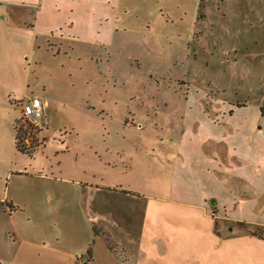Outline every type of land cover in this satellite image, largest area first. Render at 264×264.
Returning a JSON list of instances; mask_svg holds the SVG:
<instances>
[{
  "label": "rangeland",
  "instance_id": "374dc122",
  "mask_svg": "<svg viewBox=\"0 0 264 264\" xmlns=\"http://www.w3.org/2000/svg\"><path fill=\"white\" fill-rule=\"evenodd\" d=\"M115 14L105 51L27 27L0 35L2 264L19 245L25 264H76L70 254L86 257L93 241V264H167L158 247L171 231L190 245L214 240L195 231L213 218L176 216L184 102L202 93L224 112L264 115V0H120ZM33 97L43 129L27 155L13 124L16 104ZM217 182V197L257 200L264 215V194L228 175Z\"/></svg>",
  "mask_w": 264,
  "mask_h": 264
},
{
  "label": "crops",
  "instance_id": "0c3cea01",
  "mask_svg": "<svg viewBox=\"0 0 264 264\" xmlns=\"http://www.w3.org/2000/svg\"><path fill=\"white\" fill-rule=\"evenodd\" d=\"M119 3L120 0H0V35L24 31L27 27L35 39L44 34V38L50 37V42L57 38L81 41L105 51L121 28H116L115 21ZM184 103L187 108L184 105L183 129L178 135L175 158V164L180 167L174 173L176 192L172 191L183 208L176 211V216L213 218L216 224L198 226L195 231L201 237L209 236L214 240L208 247L200 246L199 242L190 245L177 228L171 231L173 240L163 242L158 250L167 258V264H264V241L238 227V223L263 225L255 220L264 216H260L262 212L253 211L257 200L235 201L222 195L217 197L212 191L218 178L228 175L253 188L257 195L264 194V130L258 126L264 115L224 112L223 106L217 107V102L208 101L202 93ZM7 109V103L0 98L2 126L9 122V115H4ZM100 111L105 113L103 109ZM128 114L133 115V112L127 110ZM40 129L39 133L43 129L41 121ZM120 154L125 160L130 159L128 151ZM211 199L215 200L213 205ZM94 216L100 218V212L95 211ZM95 224L107 229L103 221ZM93 242L88 249H93ZM38 247L44 249L46 245L42 243ZM90 252L80 258L70 254V262L93 264L94 256ZM25 262L24 250L19 245L10 262L5 264Z\"/></svg>",
  "mask_w": 264,
  "mask_h": 264
},
{
  "label": "trees",
  "instance_id": "16d2710c",
  "mask_svg": "<svg viewBox=\"0 0 264 264\" xmlns=\"http://www.w3.org/2000/svg\"><path fill=\"white\" fill-rule=\"evenodd\" d=\"M16 106H19V103L16 104ZM25 128V133L22 134V129ZM13 129L15 131V147L16 151L21 154H27L30 155L34 149H36L40 143L38 142V139H36V135L39 133L38 131H34L32 127H30L27 123H23L21 117L16 119L13 124ZM27 136L29 139V142L27 145H24L23 141L25 138L24 136ZM238 227L241 230L247 231L250 236H253L259 240L264 241V227L261 226H253L248 225L244 223H238ZM93 228V234L95 235L96 231ZM91 249V248H90ZM90 249L88 252H90Z\"/></svg>",
  "mask_w": 264,
  "mask_h": 264
},
{
  "label": "built area",
  "instance_id": "2783aa9c",
  "mask_svg": "<svg viewBox=\"0 0 264 264\" xmlns=\"http://www.w3.org/2000/svg\"><path fill=\"white\" fill-rule=\"evenodd\" d=\"M18 107L20 108L22 122L25 124L27 123L30 127H32L34 131L39 132V130H41L40 120L42 114V106L40 100L36 97H33L21 102ZM25 130V128L22 129V134L25 133ZM23 136V138H25L23 143L24 145H27L29 139L27 138V136Z\"/></svg>",
  "mask_w": 264,
  "mask_h": 264
},
{
  "label": "water",
  "instance_id": "95a60500",
  "mask_svg": "<svg viewBox=\"0 0 264 264\" xmlns=\"http://www.w3.org/2000/svg\"><path fill=\"white\" fill-rule=\"evenodd\" d=\"M210 204H211V205H213V204H214V202H213V201H210Z\"/></svg>",
  "mask_w": 264,
  "mask_h": 264
}]
</instances>
